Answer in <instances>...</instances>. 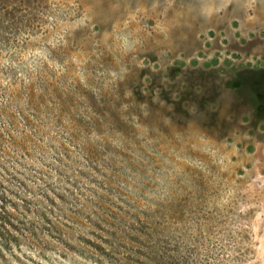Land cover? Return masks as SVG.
Segmentation results:
<instances>
[{
	"label": "rangeland",
	"instance_id": "obj_1",
	"mask_svg": "<svg viewBox=\"0 0 264 264\" xmlns=\"http://www.w3.org/2000/svg\"><path fill=\"white\" fill-rule=\"evenodd\" d=\"M263 81L264 0H0V264H249Z\"/></svg>",
	"mask_w": 264,
	"mask_h": 264
},
{
	"label": "trees",
	"instance_id": "obj_2",
	"mask_svg": "<svg viewBox=\"0 0 264 264\" xmlns=\"http://www.w3.org/2000/svg\"><path fill=\"white\" fill-rule=\"evenodd\" d=\"M258 95L262 101L258 104L257 111L264 110V92H259ZM98 219L100 221L107 222L105 219H101L100 217H98ZM88 242L91 248L97 252V254L93 253L94 256L99 255L98 260L101 264H124L119 262V259H117L114 254V249H108L101 243L92 241L91 239L88 240ZM133 253L134 255L142 257V259L134 260L137 264H198L195 257L198 254L197 250L191 248L182 249L177 244L174 246L163 247L150 245L147 246V249L145 250H133Z\"/></svg>",
	"mask_w": 264,
	"mask_h": 264
},
{
	"label": "clouds",
	"instance_id": "obj_3",
	"mask_svg": "<svg viewBox=\"0 0 264 264\" xmlns=\"http://www.w3.org/2000/svg\"><path fill=\"white\" fill-rule=\"evenodd\" d=\"M256 235H259V233H256ZM254 244L255 257L249 260V264H264V255H261V251H264V249H261L259 241H255ZM24 251L27 252L28 249H24ZM256 257H259V259Z\"/></svg>",
	"mask_w": 264,
	"mask_h": 264
}]
</instances>
